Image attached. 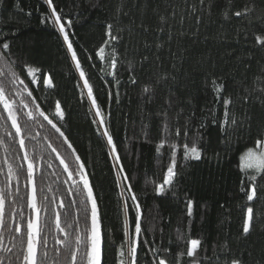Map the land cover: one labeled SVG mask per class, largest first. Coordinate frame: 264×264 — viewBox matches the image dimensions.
I'll list each match as a JSON object with an SVG mask.
<instances>
[{
  "label": "snow or ice",
  "instance_id": "6c2138e0",
  "mask_svg": "<svg viewBox=\"0 0 264 264\" xmlns=\"http://www.w3.org/2000/svg\"><path fill=\"white\" fill-rule=\"evenodd\" d=\"M3 3L0 0V5ZM41 3L47 9L40 13V24L58 33L79 74L76 87L81 103H89L91 122L104 139L112 161L122 213V239L118 244L112 242L114 264H264V229L258 230V224L264 223V0H246L240 7H225L223 0H120L115 14L104 24L101 43L95 50L96 58L107 64V69H99L101 78L112 77L106 80V85L114 89L107 92L109 102L120 103L117 69L124 63L129 65L128 82L140 87L141 101L145 105L161 101L155 113L160 117L158 138L152 141L147 131L151 116L142 125L145 142L155 143L158 157H169L162 179L153 182L156 197L174 196L182 169L191 161L208 159L201 132L208 122L201 120L198 126L193 123L196 98L191 91L184 97L177 95L173 86L178 81L183 80L184 88L191 89L198 72L210 81L212 101L199 111L206 112L218 128L223 145L222 151L214 154L218 163L229 159L233 144L243 138V133L251 138L256 131L253 145L240 153L236 165L237 198L244 201L240 205L241 226L234 239L226 236L213 244L212 255H208L203 239L190 235L195 206L191 197L184 201L189 231L178 228L175 240L169 239L167 246L162 226L153 223L149 230L143 225L144 211L112 131V113L95 94L74 46L73 19L54 0ZM16 8L25 12L19 0ZM25 14L30 17L32 11ZM214 21L220 23V29L212 35L205 33L203 30ZM225 25H233L231 38L223 31ZM201 36L204 42L211 39L242 47L226 50L219 62L203 55L190 62L183 41L196 44ZM15 38V30L0 28V149L4 153L0 157V264H108V237L99 197L85 160L63 130L65 110L59 100L53 109L46 110L34 95L38 90L54 89L53 77L13 51ZM132 40L138 45L134 50L131 43L125 44ZM122 45L124 53L119 51ZM165 54L171 68L161 71ZM185 63L190 67L185 69ZM137 65L141 73L149 70V78L142 84ZM229 80L232 93L228 91ZM164 90L166 94H162ZM189 106L192 111L186 114ZM178 157L184 162L179 166ZM55 161L65 174L62 181L57 177V183L67 186L71 197L67 203L57 196L59 187L53 191L45 173V168L54 169ZM52 175H56L55 170Z\"/></svg>",
  "mask_w": 264,
  "mask_h": 264
},
{
  "label": "trees",
  "instance_id": "16d2710c",
  "mask_svg": "<svg viewBox=\"0 0 264 264\" xmlns=\"http://www.w3.org/2000/svg\"><path fill=\"white\" fill-rule=\"evenodd\" d=\"M119 2L120 0H54L58 8L64 9V13L73 19L74 46L78 50L85 71L91 78L95 94L101 104L109 108L112 113V131L130 182L144 211L143 225L149 227V230L153 223L158 227L162 226L164 229L163 242L167 246L169 239L175 240L178 228L185 232L189 231V218L185 215L184 201L191 197L195 201V206L190 235L203 239L209 249L208 255H212V245L223 241L226 236H232L234 239L241 226L240 205L244 201L237 198L236 165L240 153L246 147L253 145L256 131L253 130L251 138L248 133H243V138L233 144L229 159L218 163L214 159V154L223 149L218 128L211 124L206 112L199 111L205 105L210 106L212 101L210 81L206 82L200 72L196 74L195 85L191 89L184 88L183 80L178 81L173 86L177 95L184 97L188 91H191L196 98L194 106L197 116L193 123L198 126L201 120L208 122L207 129H201L204 136L203 147L208 159L191 161L187 168L182 169L181 180L174 196L170 194L167 197H156L153 192V182H159L162 179V170L168 164L169 157L167 154L162 158L158 157L155 152V143L145 142L142 125L148 122L149 116L152 117L147 131L150 139L155 141L159 135L160 124V117L155 113L158 111L161 101L157 100L156 103L148 105L141 101L140 87L133 86L128 82L129 65L124 63L117 69L121 81L120 103L117 104L114 100L109 102L107 92L114 91V89L106 85V80H112V77L101 78L102 74L99 69H107V64H102L95 56V50L100 45L103 36L104 24L113 17ZM245 2L246 0H231V2L223 0L225 7H240ZM259 2L260 0H257V3ZM19 3L25 12H18L17 0H4L3 5H0V28L5 31L15 30L18 33V38L14 39L13 51L24 55L30 64L41 69V73L51 74L53 77L56 85L54 89L38 90L34 92V95L39 98V102L46 110L53 109L56 100L61 102L65 110L66 122L63 125V130L86 162L90 179L99 197L104 231L108 237L107 262L114 264L112 242L115 241L118 244L122 239V213L119 189L115 185L116 176L112 170V161L109 159L106 143L97 134L96 126L91 122L92 115L88 111L89 103L87 100L81 103L80 89L76 87L79 82V74L70 57L66 55L65 48L61 46L62 41L58 33L51 26L40 24V13L46 11L47 6L43 5L41 0H19ZM38 6L39 10L37 11ZM29 10L32 11L30 17L25 14ZM219 29L220 23L214 21L203 31L212 35ZM223 31L231 38L233 25H225ZM127 43H131L133 50L138 46L136 40L126 41L125 44ZM241 47L242 45L225 44L211 39L204 42L203 36H201V41L196 44L191 43L188 39L183 41V49H187L186 58L190 62L199 59L202 55L219 62L218 58L224 56L226 50L232 48L239 50ZM173 49H176L175 42H173ZM119 51L124 53L125 46L122 45ZM89 55L93 57L91 61L87 59ZM129 57L131 58V53H129ZM94 64L96 67H93ZM189 67L190 63H185V69ZM170 68L171 65L165 54L160 70L165 71ZM148 73V69L141 73L139 65H137V74L141 84L149 78ZM37 75L39 76L40 73ZM166 91L164 90L162 94H166ZM228 91L229 93L233 92L231 80H229ZM141 109H144L143 114ZM191 111V106L186 108V114ZM38 131H41L43 135L42 130L38 129ZM3 154V149H0V157ZM182 163L184 162L178 157V166ZM54 170L56 175H52ZM45 173L53 191L55 192L59 187L61 190L57 196L64 198L67 203L71 199L66 192L67 186L57 183V177L62 181L65 175L59 168V162H54L52 170L45 168ZM37 179L39 183V176ZM262 203H264V199H262ZM222 204L224 207H221ZM259 207L258 205L257 208ZM73 211L75 210L73 209ZM130 215L134 218L135 212L132 211ZM157 215L160 219L154 221L152 218ZM260 229H264V223L258 224V230ZM157 240H159V234H157ZM171 247L175 251L174 243ZM141 257L143 259V253Z\"/></svg>",
  "mask_w": 264,
  "mask_h": 264
},
{
  "label": "rangeland",
  "instance_id": "374dc122",
  "mask_svg": "<svg viewBox=\"0 0 264 264\" xmlns=\"http://www.w3.org/2000/svg\"><path fill=\"white\" fill-rule=\"evenodd\" d=\"M85 92H86V90H85Z\"/></svg>",
  "mask_w": 264,
  "mask_h": 264
}]
</instances>
